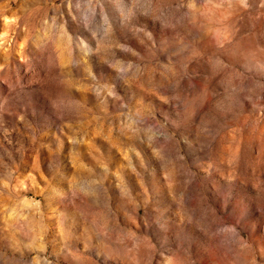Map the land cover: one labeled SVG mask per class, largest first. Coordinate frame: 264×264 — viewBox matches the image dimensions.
<instances>
[{
  "label": "rangeland",
  "instance_id": "1",
  "mask_svg": "<svg viewBox=\"0 0 264 264\" xmlns=\"http://www.w3.org/2000/svg\"><path fill=\"white\" fill-rule=\"evenodd\" d=\"M0 264H264V0H0Z\"/></svg>",
  "mask_w": 264,
  "mask_h": 264
}]
</instances>
